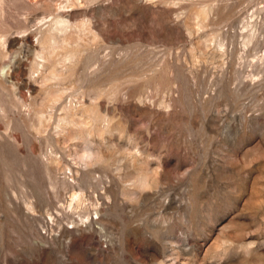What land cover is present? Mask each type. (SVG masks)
I'll use <instances>...</instances> for the list:
<instances>
[{
    "label": "rangeland",
    "instance_id": "rangeland-1",
    "mask_svg": "<svg viewBox=\"0 0 264 264\" xmlns=\"http://www.w3.org/2000/svg\"><path fill=\"white\" fill-rule=\"evenodd\" d=\"M0 264H264V0H0Z\"/></svg>",
    "mask_w": 264,
    "mask_h": 264
},
{
    "label": "bare ground",
    "instance_id": "bare-ground-1",
    "mask_svg": "<svg viewBox=\"0 0 264 264\" xmlns=\"http://www.w3.org/2000/svg\"><path fill=\"white\" fill-rule=\"evenodd\" d=\"M61 22V21H60Z\"/></svg>",
    "mask_w": 264,
    "mask_h": 264
}]
</instances>
